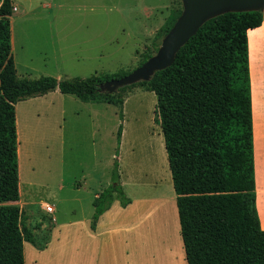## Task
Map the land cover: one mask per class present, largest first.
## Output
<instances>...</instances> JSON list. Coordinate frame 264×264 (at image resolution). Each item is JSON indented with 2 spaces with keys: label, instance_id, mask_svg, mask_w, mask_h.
<instances>
[{
  "label": "trees",
  "instance_id": "obj_1",
  "mask_svg": "<svg viewBox=\"0 0 264 264\" xmlns=\"http://www.w3.org/2000/svg\"><path fill=\"white\" fill-rule=\"evenodd\" d=\"M14 9L12 0H0V264H25L24 242L34 243L23 226L21 208L14 204L20 201L16 105L58 90L85 103L114 104L123 120L124 96L135 88L157 97L188 264H264L248 49V32L264 24V13H228L208 21L171 67L149 82L108 94L100 90L103 83L130 73L20 78L12 51ZM182 10L173 11L156 34V52ZM154 54L146 53L140 66ZM122 134L123 124L117 131L118 148ZM120 179L116 160L111 184L93 203V226L114 200L124 208L131 203Z\"/></svg>",
  "mask_w": 264,
  "mask_h": 264
},
{
  "label": "rangeland",
  "instance_id": "obj_2",
  "mask_svg": "<svg viewBox=\"0 0 264 264\" xmlns=\"http://www.w3.org/2000/svg\"><path fill=\"white\" fill-rule=\"evenodd\" d=\"M21 2L35 15L27 18L22 12V18L14 23L12 51L18 76L58 80L132 73L146 53L156 52L155 44L160 43L156 34L182 6L181 0ZM44 2L55 7L45 10ZM124 99L123 120L114 104L85 103L58 90L16 105L22 193L18 206L23 212V226L37 242L41 240L37 231L40 223L48 229L93 213V192L111 179L118 159L122 185L129 197L149 196L170 186L156 95L135 88ZM121 124L124 136L118 148ZM64 137L67 143L63 149ZM83 176L87 178L86 190L78 192ZM43 203L53 206L55 213L48 214ZM147 210L143 207L141 214ZM167 235L163 244L146 241L149 264H163L170 258L169 248L182 257L175 231L169 228Z\"/></svg>",
  "mask_w": 264,
  "mask_h": 264
},
{
  "label": "crops",
  "instance_id": "obj_3",
  "mask_svg": "<svg viewBox=\"0 0 264 264\" xmlns=\"http://www.w3.org/2000/svg\"><path fill=\"white\" fill-rule=\"evenodd\" d=\"M32 1L29 0V2ZM12 2L15 7L11 17L13 46L14 23L20 17L22 18V12L28 18L35 11L24 8L21 0H12ZM42 7L45 10L52 11L55 4L44 2ZM248 49L252 96L256 207L261 227L264 230V24L259 28L249 30ZM123 134L121 145L123 144ZM66 143L64 137L61 142L63 149ZM112 158L113 155L110 159L112 160ZM120 169L119 163L122 185ZM83 178V182L79 183L77 188L78 192L86 190L87 178L85 176ZM169 183V187H165L159 193L149 196L133 198L127 195L131 199V203L125 208L121 206L120 201L114 200L110 208L99 217L93 226L92 221L95 212L93 203L99 194L111 184V179H106L103 184H100L94 190L90 199L93 213L91 211L89 215L83 214L80 217H73V219L58 225L54 224L48 229H43L42 223H40L37 231L41 235V240L37 242L34 238V243L24 242L25 264H149V253L144 251L146 241L163 244L166 242L165 238L168 236L169 228L175 231L180 240L182 257L179 258L175 254V250L167 248L170 258L167 257L163 264H188L171 171ZM122 187L124 189L123 185ZM18 203L14 204L18 205ZM47 204L43 203L42 207L45 209ZM143 207L148 210L141 214ZM45 233H47V237ZM61 259L62 261H60Z\"/></svg>",
  "mask_w": 264,
  "mask_h": 264
},
{
  "label": "water",
  "instance_id": "obj_4",
  "mask_svg": "<svg viewBox=\"0 0 264 264\" xmlns=\"http://www.w3.org/2000/svg\"><path fill=\"white\" fill-rule=\"evenodd\" d=\"M182 13L163 38L158 51L132 73L107 81L100 86L103 93L116 94L120 89L149 82L157 73L171 67L178 52L210 20L228 13L262 12L264 0H181Z\"/></svg>",
  "mask_w": 264,
  "mask_h": 264
},
{
  "label": "built area",
  "instance_id": "obj_5",
  "mask_svg": "<svg viewBox=\"0 0 264 264\" xmlns=\"http://www.w3.org/2000/svg\"><path fill=\"white\" fill-rule=\"evenodd\" d=\"M46 212L49 213V214H54L55 213V208L53 206H50V205H46Z\"/></svg>",
  "mask_w": 264,
  "mask_h": 264
},
{
  "label": "bare ground",
  "instance_id": "obj_6",
  "mask_svg": "<svg viewBox=\"0 0 264 264\" xmlns=\"http://www.w3.org/2000/svg\"><path fill=\"white\" fill-rule=\"evenodd\" d=\"M18 159L20 160L21 159V149H20V147L18 148ZM20 170V169H19ZM21 195H22V193H21Z\"/></svg>",
  "mask_w": 264,
  "mask_h": 264
}]
</instances>
